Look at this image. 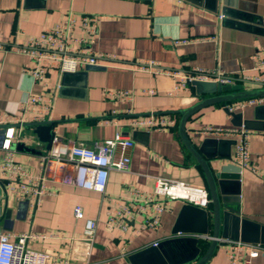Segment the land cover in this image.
<instances>
[{
  "label": "crops",
  "instance_id": "1",
  "mask_svg": "<svg viewBox=\"0 0 264 264\" xmlns=\"http://www.w3.org/2000/svg\"><path fill=\"white\" fill-rule=\"evenodd\" d=\"M70 15L78 24L73 48L105 58L67 75L50 70L42 82H35L29 71L32 59L16 47L63 24ZM83 17L97 18L94 33L81 30ZM0 42V117L20 116L27 96L36 95L52 103L48 121L56 123V137L93 148L121 133L134 144L129 170L111 172L104 194L61 185L55 196L35 204L8 193L0 175V228L10 235L39 236L30 247L49 255L48 264H152L163 254L174 256L179 245L189 255L191 246L179 244L182 236L175 232L193 236L188 233L200 223L197 212L183 202L154 197L164 208L161 226L137 235L132 230L144 222L145 213L130 221L126 234L110 230L107 219L119 205L145 204L137 192L152 194L158 178L207 189L201 168L180 139L177 112L214 96L202 92L219 80H203L200 70L231 78L252 67L264 47V0H0ZM172 72L191 81L169 95L175 85ZM115 91L129 92V98L109 95ZM235 103L204 108L187 123L192 142L212 155L210 167L222 180L223 196L231 198L228 206L239 213L232 218L237 227L225 231L228 237L220 239L208 264H228L226 242L234 241L232 237L264 246V101L227 112ZM160 117L173 119L175 126L157 130L136 124ZM30 120L32 116L17 130L20 142L13 144L24 143L37 152L14 150L17 162L37 174L48 150L27 127L34 124ZM206 127L248 131L249 165L262 178L236 169L237 137L203 134ZM5 130L0 126V139H5ZM3 158L0 147V165ZM76 207L82 209V219L75 218ZM86 220L97 225L92 244L84 240ZM211 230L200 237L202 249L210 243ZM252 264H264V256L253 258Z\"/></svg>",
  "mask_w": 264,
  "mask_h": 264
},
{
  "label": "built area",
  "instance_id": "2",
  "mask_svg": "<svg viewBox=\"0 0 264 264\" xmlns=\"http://www.w3.org/2000/svg\"><path fill=\"white\" fill-rule=\"evenodd\" d=\"M223 15L219 16L222 20ZM97 18L83 17L80 20L82 31L94 33ZM78 29L77 20L72 15L67 20L50 30L45 31L38 37L31 39L26 45L16 47L20 53L30 56L34 67L29 70L35 82H42L48 71L57 70L60 74L76 73L84 66H95L99 59L105 57L87 54L81 48H73L72 43L76 41L75 33ZM81 42V41H79ZM2 43L0 42V48ZM27 70V72H29ZM202 79H218L221 84H235L236 81L243 83L247 88L264 85V47L259 50L253 58V65L249 70H241L228 78L223 72L200 70ZM171 77L175 85L169 91L173 95L180 88L187 86L191 79L184 74L172 72ZM153 93V92H151ZM111 96L129 98V92L115 91L109 93ZM264 99H248L229 105L230 112L242 109L246 106L259 105ZM52 103L46 102L36 95H29L22 103L21 115L16 117L4 114L0 117V126L6 128V134L2 150L4 158L0 165L1 181L4 189L19 200H31L38 204L43 198L55 196L61 185L74 186L80 189L93 191L99 194L106 192V187L111 172H127L130 168V150L133 141L126 135L116 134L113 139L105 140L95 147H85L74 140H64L54 137L51 148L41 157V167L37 174L26 171L17 162L15 151L12 149L13 142H20L17 130L27 123V117L32 116L30 122L43 124L50 118ZM29 120V119H28ZM149 128L164 130L174 127L175 121L169 117L159 119L141 120L136 122ZM16 127V128H15ZM203 134L224 137H237L235 151V165L240 172L249 170L257 177L262 178L261 172L251 167L249 152L250 134L245 129H227L220 127H206ZM142 199V206L134 208L131 205H119L114 214L109 215L107 227L118 229L124 234L129 232V223L135 216L145 213L144 222L132 233L137 235L146 229L158 230L161 226V215L164 208L154 201V197H163L170 201H180L188 206L208 211L211 200L206 188L191 186L187 183L158 178L150 195L137 192ZM76 219H82L84 214L81 208L74 209ZM96 223L86 220L84 240L92 244ZM179 237L184 236L181 233ZM39 236L34 234L10 235L0 228V264H48L50 256L31 249L30 243L37 240ZM159 242L152 244L158 247ZM228 264H252L253 258L258 255L264 256V246L251 245L241 241H227Z\"/></svg>",
  "mask_w": 264,
  "mask_h": 264
},
{
  "label": "water",
  "instance_id": "3",
  "mask_svg": "<svg viewBox=\"0 0 264 264\" xmlns=\"http://www.w3.org/2000/svg\"><path fill=\"white\" fill-rule=\"evenodd\" d=\"M239 82L240 81H236L235 84L216 83L208 86L202 93L214 96L200 98L193 106L177 112L181 116L178 124L180 139L204 174L207 189L210 195L211 208L206 211L186 205L187 208L197 212V221L200 223V228L192 230L188 233L193 236H182V238H179V240H182L179 244L187 242L186 244L191 246L190 254L186 255L183 246L179 245L177 251L174 253V256L163 254L162 256H159V261L155 260L152 264H208L220 245V239L222 237H228L226 236L225 231L229 229L230 226L237 227V219L232 218L234 216L237 217L239 213L237 210L228 206L231 198L224 197L222 194V180L218 179L210 167L209 159L212 158V155L210 156L206 154L202 148L196 146L192 142L187 133V123L195 114L212 105L230 104L248 99H264V85L247 88L243 83L241 84ZM226 110L227 112L229 111L228 108H226ZM55 124V122L48 121L43 124H28L27 127H32L34 129L33 133L37 139L41 143L46 144L47 150H49L51 148L53 138L55 137ZM3 143L4 137L0 139V147H2ZM12 149L18 152L37 153L34 149L25 146L24 143L14 144ZM236 169L238 170L239 168ZM237 178H239L238 175ZM223 208L227 211V213L222 211ZM210 227L212 228L210 243L206 249H202L200 237L208 235ZM222 228L224 229L223 235ZM178 233L187 234V232L177 231L175 232V235ZM239 239L240 237L231 238V240L234 241H239ZM241 241L246 242L242 239Z\"/></svg>",
  "mask_w": 264,
  "mask_h": 264
}]
</instances>
